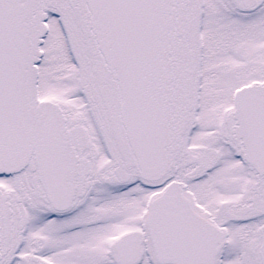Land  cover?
Here are the masks:
<instances>
[{"label":"snow or ice","instance_id":"1","mask_svg":"<svg viewBox=\"0 0 264 264\" xmlns=\"http://www.w3.org/2000/svg\"><path fill=\"white\" fill-rule=\"evenodd\" d=\"M0 264H264V0H0Z\"/></svg>","mask_w":264,"mask_h":264}]
</instances>
